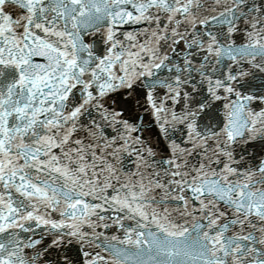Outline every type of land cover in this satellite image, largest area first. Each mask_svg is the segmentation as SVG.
I'll use <instances>...</instances> for the list:
<instances>
[{"label":"snow or ice","instance_id":"6c2138e0","mask_svg":"<svg viewBox=\"0 0 264 264\" xmlns=\"http://www.w3.org/2000/svg\"><path fill=\"white\" fill-rule=\"evenodd\" d=\"M0 264H264V0H0Z\"/></svg>","mask_w":264,"mask_h":264}]
</instances>
